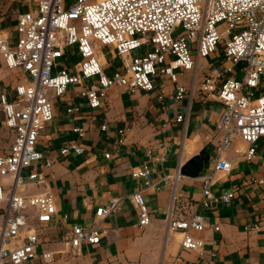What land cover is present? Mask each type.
Masks as SVG:
<instances>
[{
    "label": "built area",
    "instance_id": "1",
    "mask_svg": "<svg viewBox=\"0 0 264 264\" xmlns=\"http://www.w3.org/2000/svg\"><path fill=\"white\" fill-rule=\"evenodd\" d=\"M24 1L27 10L15 18L14 37L0 34V60L7 70L24 77L23 83L15 84L11 97L0 89L4 126L12 134L8 150L0 155V178H10L8 185L0 186V202L4 203L0 264H28L36 259L42 264H62L66 257L78 256L82 247L99 242L101 232L72 224L60 250L45 249L38 229L42 225L62 227L66 217L54 219L51 194L17 191L28 183H43L41 170L49 168L51 160L35 149V142L52 120L51 97L59 98L70 87L77 89L89 109H96L114 86L128 92H151L155 77L175 83V72L194 71L193 56L207 58L217 53L219 65L207 69L198 89L203 100L215 98L221 106L214 123V156L198 177L199 205L207 209L231 200L233 189L218 196L211 190L216 175L230 170L224 153L238 138L247 145L245 160L251 161L253 145L264 140V80L259 83L264 76V0H73L68 5L66 0ZM104 48H111L118 59L110 73L100 63ZM70 49L79 61L69 70L58 67L56 61ZM241 62L244 66L236 70ZM183 94L184 88L176 86L174 99L180 100ZM77 110L71 106L65 112ZM175 121H182V116ZM99 129L104 131L105 126ZM72 132L81 137V129ZM116 135L119 144L123 131ZM69 153L80 155L83 149L70 142L58 151L60 156ZM103 157L108 159L109 154ZM33 164L38 168L24 175ZM151 173L147 165L130 173L131 179L142 183L127 195L137 210L138 229L149 224L143 192L157 183L151 182ZM175 201L172 194L167 232H179L178 250L196 255L194 262L186 264H209L197 235L205 228L202 217L193 213L185 219H172ZM118 211V200L113 199L96 208L94 217L104 219ZM262 238L264 247V229ZM208 257L213 258L214 252Z\"/></svg>",
    "mask_w": 264,
    "mask_h": 264
},
{
    "label": "crops",
    "instance_id": "2",
    "mask_svg": "<svg viewBox=\"0 0 264 264\" xmlns=\"http://www.w3.org/2000/svg\"><path fill=\"white\" fill-rule=\"evenodd\" d=\"M8 5L7 0H0V34L14 37L15 18L27 9H14L7 20L2 14ZM105 49L110 62L104 61L102 53L100 63L104 71L110 73L118 65V59L111 48ZM72 54L75 52L68 50L56 65L69 70L68 57ZM193 57L194 71L178 73L175 83L155 77L151 92H128L114 86L96 109L87 107L76 88H68L59 98L51 97L52 120L35 142V149L51 160V166L41 170L44 177L41 185L28 183L17 191L47 192L54 200V219L65 215L64 226L42 225L38 229L47 250L63 247L65 232L72 224L101 232L97 245L82 247L78 256L66 257L62 264L194 262L193 252L178 250L181 234L166 230L172 194L176 199L172 219H185L193 213L202 217L205 228L197 235L204 243L207 263L264 264V140L253 145L251 161L245 160L247 145L238 138L224 153L230 170L216 175L211 190L218 196L233 189V197L227 204L217 202L203 209L199 205V178L179 176L174 180L176 171L201 150L208 154L210 166L217 139L214 123L221 106L215 98L203 100L198 89L207 69L219 65L220 57L217 53L207 58ZM23 82V75L7 70L0 60V89L8 97L12 96L15 84ZM176 86L184 88L180 100L174 99ZM47 95L51 96V92ZM71 106H75L77 112L66 113ZM177 116H182V121L176 122ZM101 125L105 126L104 131H100ZM74 128L81 129V137L72 132ZM118 130L123 131L119 144L116 143ZM11 139L0 109V155L6 153ZM70 142L81 146L83 153L60 156L58 151ZM106 153L108 159L103 157ZM143 165L151 168L150 180L157 183L143 192L149 224L138 229L137 210L127 195L142 187L141 181L131 179L130 173ZM37 168L38 164H33L23 174ZM204 173L202 170L199 176ZM9 183L10 178H0V186ZM113 199L118 200L120 211L96 219L95 209ZM3 208L4 203L0 202V224ZM254 225L257 229H252ZM213 227L218 231H213ZM210 252H214L213 258L208 257ZM28 264L42 263L36 259Z\"/></svg>",
    "mask_w": 264,
    "mask_h": 264
},
{
    "label": "water",
    "instance_id": "3",
    "mask_svg": "<svg viewBox=\"0 0 264 264\" xmlns=\"http://www.w3.org/2000/svg\"><path fill=\"white\" fill-rule=\"evenodd\" d=\"M208 159V154L201 150L179 168V176L190 179L198 178L200 172L208 168Z\"/></svg>",
    "mask_w": 264,
    "mask_h": 264
},
{
    "label": "rangeland",
    "instance_id": "4",
    "mask_svg": "<svg viewBox=\"0 0 264 264\" xmlns=\"http://www.w3.org/2000/svg\"><path fill=\"white\" fill-rule=\"evenodd\" d=\"M72 1L73 0H66V5H68ZM7 2H9V5H8L7 9L5 10V12H3V14H2L3 17L7 18V20L9 19L10 15H13L12 11H14V9H16V8L17 9H20V8L21 9L22 8H24V9L26 8L27 9V5H28V3L26 1H24V0H7ZM12 4H14V6H12ZM6 29H8V28H6ZM9 29H11V28H9ZM6 31H8V30H6ZM101 51L104 54V61L110 62V58H109L108 54L106 53V49L104 48ZM77 61H79V56L77 54L70 55L68 57V66H72ZM243 66H244V64L242 62L238 63L235 66V69L236 70L240 69ZM188 72H192V71H188ZM175 73H176V75L178 74L177 72H175ZM237 78H239V75L237 76ZM191 80H192V76H191ZM263 80H264V76L259 79V83H261Z\"/></svg>",
    "mask_w": 264,
    "mask_h": 264
}]
</instances>
